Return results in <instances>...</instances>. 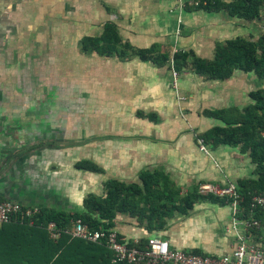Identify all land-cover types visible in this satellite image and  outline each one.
<instances>
[{
    "label": "crops",
    "instance_id": "0c3cea01",
    "mask_svg": "<svg viewBox=\"0 0 264 264\" xmlns=\"http://www.w3.org/2000/svg\"><path fill=\"white\" fill-rule=\"evenodd\" d=\"M207 1L214 0H0V58L75 62L76 105L82 107L75 120L84 129L74 139L53 136L47 142L55 145H29L17 154L15 147L0 142V200L74 214L84 210L88 195L102 197L108 180L141 184L144 171L164 173L181 194L204 184L257 180V164L242 144L204 141L205 153L197 138L227 127L225 117L243 114L254 104L250 94L264 90V79L240 69L226 79H211L188 62L175 67L174 90L170 62L158 66L130 52L120 58L81 48L83 39L102 37L107 24L115 26L122 44L133 49L157 45L169 58L184 51L211 61L220 44L258 40L253 29L264 18L246 21L224 9L207 11L202 8ZM196 2L200 4L194 6ZM222 110L234 113L211 114ZM4 137L0 130V139ZM81 161L92 162L101 172L76 167ZM230 220L228 203L200 199L186 215L174 212L161 231L149 233L120 214L112 229L130 243L155 236L181 251L222 257L236 244L227 231ZM263 236L252 234L251 242L259 243Z\"/></svg>",
    "mask_w": 264,
    "mask_h": 264
},
{
    "label": "trees",
    "instance_id": "16d2710c",
    "mask_svg": "<svg viewBox=\"0 0 264 264\" xmlns=\"http://www.w3.org/2000/svg\"><path fill=\"white\" fill-rule=\"evenodd\" d=\"M204 10H226L231 16L253 21L262 18L264 0H233L229 4L221 1H207ZM84 52H97L103 56L111 53L126 58L129 52L142 61L163 66L173 60L175 67H183L188 62L197 74L211 79H226L234 70L254 72L264 79V34L256 41L237 38L220 44L216 49L214 60H203L192 52L177 51L171 58L157 45L148 49H133L122 44L112 24L105 26L102 37L85 38L81 42ZM254 104L243 114L231 110L213 111L212 115L234 113L224 118L227 127H216L202 135V139L212 145L242 144V151H249L252 161L257 164L260 177L257 180H241L236 184L239 196L240 218L248 219L254 196L264 194V90L250 94ZM140 114V113H139ZM141 115V114H140ZM76 167L93 172L101 169L90 161H81ZM141 184H126L115 179L104 183V197L88 195L84 201V210L79 213L65 214L52 210H40L28 223L11 222L0 226V264H111L112 253L105 244L87 243L73 239L63 230L72 220H81L92 230L112 229L117 214L128 215L143 226L149 233L165 228L167 219L174 212L186 215L200 199H210L227 203L226 199L209 194L201 196L198 187L181 194L168 177L160 171H144L139 175ZM157 188L161 187L164 197H157ZM152 199L163 203L162 208L153 207ZM3 201V200H0ZM253 217L264 218L262 211L257 210ZM55 223L61 230L58 239H52L47 229L49 223ZM253 235H262L261 231H251ZM146 240L139 241L137 247L145 248ZM133 246V243H130ZM199 254L198 252H194Z\"/></svg>",
    "mask_w": 264,
    "mask_h": 264
},
{
    "label": "rangeland",
    "instance_id": "374dc122",
    "mask_svg": "<svg viewBox=\"0 0 264 264\" xmlns=\"http://www.w3.org/2000/svg\"><path fill=\"white\" fill-rule=\"evenodd\" d=\"M261 14L264 18V8ZM263 23L258 22L253 29L256 39L264 34ZM70 68L71 71L67 70ZM74 70L75 62L60 57L0 58V117L8 116L7 120L2 117L0 120V130L6 136L0 142L6 141L8 148L15 147L17 154L29 145L30 148L55 145L56 141L47 142L50 137L65 135L74 139L77 130L83 131L75 120L77 109L82 107L76 105ZM68 143L71 145L72 141ZM156 189L157 197H164L161 187ZM152 205L163 207L157 199H152Z\"/></svg>",
    "mask_w": 264,
    "mask_h": 264
},
{
    "label": "built area",
    "instance_id": "2783aa9c",
    "mask_svg": "<svg viewBox=\"0 0 264 264\" xmlns=\"http://www.w3.org/2000/svg\"><path fill=\"white\" fill-rule=\"evenodd\" d=\"M200 3H194L198 6ZM206 5V3H202ZM172 69V87L177 89L178 73L175 70L173 60H170ZM199 149L207 153L204 140L197 138ZM198 193L201 195H214L226 199L231 207V220L228 232L233 233L236 244L230 254L222 257H211L207 255L185 252L172 248L168 241L155 236L149 237L145 248H139V242H127L120 237L113 229L92 230L81 220H72L64 233L73 239L82 240L87 243L105 244L111 251V264H264V236L262 241L256 244L251 242V231L264 233V218L256 219L253 214L260 210L264 214V194L253 197L250 215L248 219H241L239 209V196L236 191V184L215 186L204 184L198 186ZM40 213L36 207H26L16 201H0V226L11 222L32 225L33 218ZM52 239H58L61 230L55 223L47 225Z\"/></svg>",
    "mask_w": 264,
    "mask_h": 264
}]
</instances>
